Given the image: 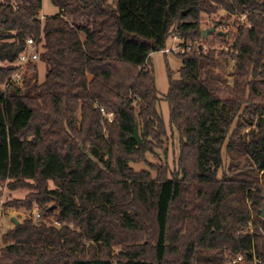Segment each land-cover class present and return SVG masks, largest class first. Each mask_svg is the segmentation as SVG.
Returning <instances> with one entry per match:
<instances>
[{
	"label": "trees",
	"instance_id": "obj_1",
	"mask_svg": "<svg viewBox=\"0 0 264 264\" xmlns=\"http://www.w3.org/2000/svg\"><path fill=\"white\" fill-rule=\"evenodd\" d=\"M50 1L42 20V0H0V197L28 192L0 207V264H264V2ZM221 9L239 27L233 84L213 51L176 56L167 125L150 54L201 40L202 14ZM246 13L250 28L231 20ZM28 39L44 79L33 65L5 89ZM173 129L175 170L129 166ZM11 209L28 216L3 231Z\"/></svg>",
	"mask_w": 264,
	"mask_h": 264
},
{
	"label": "rangeland",
	"instance_id": "obj_2",
	"mask_svg": "<svg viewBox=\"0 0 264 264\" xmlns=\"http://www.w3.org/2000/svg\"><path fill=\"white\" fill-rule=\"evenodd\" d=\"M58 9L55 7L50 0H42V9L40 11V16L49 17L57 14ZM229 17V14L225 10H218L216 13L211 15L202 14L200 29L208 30L214 28V32L208 35L204 40L206 44L211 48L210 51L214 52L215 58H217V63L215 66V71L223 75L229 85L233 84V77L231 76L234 69V61L231 60L232 52H230L231 44L234 40V34L237 32L238 25H234L232 21H225ZM224 20L222 24L218 23ZM231 20H236L235 16H231ZM218 24V25H217ZM220 30L223 32H229L231 35H227L223 42L217 39L216 35ZM198 40V39H195ZM192 40V41H195ZM174 44L171 39L168 41L167 47L170 48ZM220 52H224L225 55L229 53L226 57L222 58L219 56ZM149 66L154 73L155 86L160 98L158 104V110L164 120L168 125L169 109L166 101L164 100L168 91V71L174 74V78H178V72L181 68V61L176 56L172 54H162L160 52L152 53L149 57ZM45 66L42 62L37 61L35 76L37 81L40 83L44 79ZM27 76H31L30 71L27 72ZM248 129L246 130V132ZM142 134L141 128H138V136L140 138ZM141 140V138H140ZM178 135L173 129L168 132V138L164 140V143L160 146L154 145L151 152L145 154V161L141 163H129V166L135 171H151L153 177L156 173L151 170V168H167L170 170H175L176 161L178 158ZM226 159V156H225ZM28 192L26 190L9 191L3 190V195L0 197V207L3 206L5 201H11L14 199H22L26 196ZM262 209V207H261ZM260 209V210H261ZM8 214L3 217L4 223L2 230L5 231L9 228V220L17 218H23L28 216V213L23 211H15L13 209L7 211ZM2 223V222H1ZM117 250L114 249V252Z\"/></svg>",
	"mask_w": 264,
	"mask_h": 264
},
{
	"label": "built area",
	"instance_id": "obj_3",
	"mask_svg": "<svg viewBox=\"0 0 264 264\" xmlns=\"http://www.w3.org/2000/svg\"><path fill=\"white\" fill-rule=\"evenodd\" d=\"M264 2V0H262ZM236 17V19L240 22V28L241 27H247L250 28V25L246 22V14H235L233 15ZM43 20L44 17L40 16ZM218 34L225 36L226 33L223 32V30H220ZM174 41V44L168 48L166 47L160 53L162 54H172L174 56H180L185 55L189 53H197V54H207L208 51L211 50V48L206 44V41L204 39L201 40H182L179 37L172 38ZM27 47L18 55L15 63H14V71L9 76L7 82L4 84V88L8 87H15L17 89H21L24 83V76L27 75L28 68L30 66L36 65L39 57V48L40 45L37 44L33 39H28L26 41ZM2 209L0 208V216H1ZM33 219L38 220L40 219V215L35 208L32 211ZM1 226V224H0ZM237 260H240L238 258ZM232 263H235V260L232 261Z\"/></svg>",
	"mask_w": 264,
	"mask_h": 264
},
{
	"label": "water",
	"instance_id": "obj_4",
	"mask_svg": "<svg viewBox=\"0 0 264 264\" xmlns=\"http://www.w3.org/2000/svg\"><path fill=\"white\" fill-rule=\"evenodd\" d=\"M214 32V28L208 29V30H202L201 31V37L202 39H205L208 35H211ZM132 138L136 141L137 144H140L141 140L138 136V127H135L134 134ZM261 217L264 218V192H263V204H262V209H261ZM15 224L18 223L16 219H13Z\"/></svg>",
	"mask_w": 264,
	"mask_h": 264
}]
</instances>
